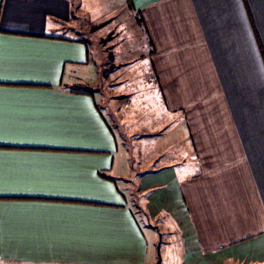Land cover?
I'll return each instance as SVG.
<instances>
[{"label":"crops","instance_id":"0c3cea01","mask_svg":"<svg viewBox=\"0 0 264 264\" xmlns=\"http://www.w3.org/2000/svg\"><path fill=\"white\" fill-rule=\"evenodd\" d=\"M125 1L145 50L118 104L96 0H0V261L155 264L154 216L180 264H264V0Z\"/></svg>","mask_w":264,"mask_h":264},{"label":"rangeland","instance_id":"374dc122","mask_svg":"<svg viewBox=\"0 0 264 264\" xmlns=\"http://www.w3.org/2000/svg\"><path fill=\"white\" fill-rule=\"evenodd\" d=\"M92 1V0H87ZM93 15L95 16H87L86 19V39L91 43V49L92 53L94 54V61L97 63L101 70V82L98 86L99 93L102 99H109L115 97L116 100L113 102H116L118 104L124 103L125 99L124 97H120L121 94L119 93V89L124 87L126 78V69L128 68V64H126V61H124L123 58H125L126 54H129L125 50L126 48H129L133 45L132 48L136 51L137 54L133 52L134 56H140L141 51H144L145 48L141 46L142 42L144 41V36L140 32V28L138 27V18L136 16L132 17V15H129L130 11L126 6L125 0H96L95 6L92 8ZM111 15H115L116 18L113 20V22H109V24L106 27H103L102 29L96 28L98 24H96L93 28H88L91 24L90 21L93 19L97 22H103L105 20H108V17ZM137 26V27H135ZM134 42V43H133ZM92 43L97 44L98 46H93ZM97 55H100L101 57H98ZM118 57V60H115V57ZM136 64V63H135ZM133 64L137 70V80L141 81V66ZM134 68L130 70L131 73L134 72ZM136 71V70H135ZM144 80L146 78L144 77ZM106 100V101H107ZM111 101V100H110ZM153 102H157L159 105L162 104L161 98L155 97L153 99ZM124 107V106H123ZM156 113V112H154ZM117 119H122L124 115V110H119L116 112ZM156 115H154L155 117ZM115 129H119L121 133L123 134L124 126H119L116 124ZM121 136L123 137V135ZM136 140V138L133 140V142ZM133 145V144H132ZM121 147V146H120ZM149 151V150H148ZM151 151V150H150ZM154 151H151V153ZM129 157L128 159V169L132 171L133 176L135 175V181H138L139 176L135 174V169H137L139 164V156L140 152L137 148V145L134 144L133 151L130 149V154H127ZM119 161H123V158H125V154L119 150ZM160 162V160H159ZM126 161L124 162V164ZM120 181V180H118ZM138 184V182H137ZM134 189V188H133ZM136 189V187H135ZM135 195V207L140 212L142 209L147 211L146 208V202H144V198H141V193H139V190L134 193ZM150 221V224L154 227H160V229H152L150 232H152L156 239H157V245L160 241V237H162V245H161V256H162V264H180V252L176 250V244L175 242H171V244L168 243V240L171 239L170 234H165L164 231H166V228L163 223L159 222L157 219L154 218V216H151V218H148ZM144 225H147L146 219H144L143 222ZM148 223V225H150ZM150 225V226H151ZM170 225V224H169ZM152 227V226H151ZM166 240V242H165ZM169 244V245H168ZM171 247V250L169 249ZM200 258L197 259L196 264H199ZM0 264H12L7 262H1ZM200 264H204L201 263Z\"/></svg>","mask_w":264,"mask_h":264},{"label":"water","instance_id":"95a60500","mask_svg":"<svg viewBox=\"0 0 264 264\" xmlns=\"http://www.w3.org/2000/svg\"><path fill=\"white\" fill-rule=\"evenodd\" d=\"M161 244H162V237H160V241L157 245V262L155 264H162V256H161Z\"/></svg>","mask_w":264,"mask_h":264},{"label":"trees","instance_id":"16d2710c","mask_svg":"<svg viewBox=\"0 0 264 264\" xmlns=\"http://www.w3.org/2000/svg\"><path fill=\"white\" fill-rule=\"evenodd\" d=\"M140 17H141V16L139 15V13H137L136 18H138V23H139V24H142ZM104 25H105V24L97 25L96 28H101V27H103ZM94 27H95V26H94Z\"/></svg>","mask_w":264,"mask_h":264}]
</instances>
